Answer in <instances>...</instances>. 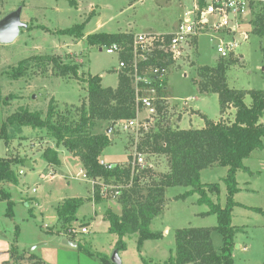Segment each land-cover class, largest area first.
Segmentation results:
<instances>
[{"label": "rangeland", "instance_id": "374dc122", "mask_svg": "<svg viewBox=\"0 0 264 264\" xmlns=\"http://www.w3.org/2000/svg\"><path fill=\"white\" fill-rule=\"evenodd\" d=\"M77 1L79 6L72 5L70 0H0V20L17 11L22 23L20 33L14 41L0 43V130L5 119L21 107L41 111L43 115L51 100L61 111L79 107L86 100L87 84L84 79L90 74L100 75L104 86L118 84V55L109 54L98 46L89 47L84 38L62 33L61 30L84 23V33L175 31L174 28L183 17V9L191 8L194 4V0ZM209 1L203 0V6ZM261 6L257 4L256 9L259 10ZM242 22L240 31L236 33L211 29L199 34L187 49V55L169 68L167 80L170 82L171 92L161 89L158 94L169 91L173 98L168 99L167 105H160L159 120L182 127L181 121L188 119L191 123L188 125V121H184V128L202 126V112L209 119L216 120L220 117L219 96L215 92H201L199 83L202 79L198 71L204 65H216L224 57L217 51L218 45L229 43L234 38L240 39V43L225 58L235 57L238 63L227 71L228 83L236 88L264 89V36L253 32L251 20ZM241 30L248 32L249 37L243 39ZM46 54L58 56L63 62L80 63L79 76H58L54 73L52 64L48 65L46 72H43L42 67L30 64L19 77L11 75L13 70L20 67L21 61ZM25 64L27 63H23ZM187 97L190 101L185 105L184 99ZM246 101L249 103L251 97L247 96ZM224 115L229 117V109ZM140 116L144 118L147 114L143 112ZM262 119L264 122V117ZM111 125V122H101L94 131L107 132ZM156 127L157 124H152L146 132L114 127L109 133L112 142L104 150L102 159L127 166L136 152L142 153L154 167L147 169L140 185L148 187L159 181L170 169L169 158L166 154L153 152L141 144L147 133ZM112 135L114 137L111 138ZM48 147L58 151L61 164H48L43 158ZM0 157L27 159L23 164L17 165V184L2 182V186L0 185V264L13 263L12 259L14 262L18 260L27 263L30 257L26 253H33L48 264H103L100 255L112 258L116 250L117 235L109 231L105 213L107 209L122 211L119 196L111 194L112 188H109V196H105L101 203H94L91 181L79 176V172L84 170L78 157L71 156L63 144L57 145L56 140L45 129L31 127L24 128L22 135L8 144L0 139ZM28 161L31 165H27ZM244 164L250 171H237V180L242 190L236 199L243 204L264 209V149H255L244 160ZM20 170L24 172L20 173ZM51 170L52 173L48 175ZM227 170V167L216 165L202 172L204 183L220 184L219 198L214 194L211 196L222 206L227 197L223 181ZM188 189L185 186L167 189L162 213L151 223L152 230L162 231L161 239L146 240L139 251L137 234L125 236L128 249L127 255L121 256L123 259L125 257L122 264H145L143 258L150 264H165L171 250L175 248V229L212 227L217 224L216 215L200 213L209 207L197 203L198 194L178 199ZM4 195L7 201L2 199ZM70 198L82 199V204L77 220L64 227L59 221L57 209L64 200ZM8 201L12 202L11 211ZM167 223L172 230L168 228L164 231ZM233 224L242 229L235 236V263L264 264V214L238 206L233 213ZM69 226L78 230L82 226L89 228L87 233L72 236L84 249L63 248L61 237ZM48 229L59 231V236L52 239L54 242L37 245L42 242L39 240L45 237ZM35 239L38 242L34 243ZM212 240L216 250H220L223 244L220 233L213 231ZM238 243L242 245L240 248ZM244 246L247 249H243ZM18 248L20 255L13 252ZM85 249L95 255H88ZM21 256L25 257L24 261Z\"/></svg>", "mask_w": 264, "mask_h": 264}, {"label": "trees", "instance_id": "16d2710c", "mask_svg": "<svg viewBox=\"0 0 264 264\" xmlns=\"http://www.w3.org/2000/svg\"><path fill=\"white\" fill-rule=\"evenodd\" d=\"M72 5L75 1L70 0ZM261 4L259 10L257 4ZM251 1L253 7L251 22L253 32L264 36V0ZM203 6V0H200ZM84 23H77L61 30L62 33L85 36ZM134 34L129 32L97 31L86 35V44L89 47L112 45L113 43H131ZM128 55L122 54L121 58ZM34 61V62H33ZM23 63H27L23 65ZM238 63L235 57H222L216 65H204L199 68L201 77L199 88L202 93L215 92L219 96L221 116L209 119L202 113L204 120L202 127L181 128L178 125L156 120V128L147 133L141 144L153 152L164 153L169 158L170 169L164 173L159 181L148 187L140 185L139 177H134V183L124 189L119 197L122 206L121 213L107 209L105 219L109 222V231L117 235L116 249H127L125 236L137 234V249L141 251L144 242L149 239H161L162 231H154L151 223L162 213L166 191L169 187H189L180 198H187L198 194L197 203L205 204L209 209L203 215H216L217 224L212 227H183L175 231V248L165 264H236L233 251L236 246L235 236L242 229L233 224V211L240 205L264 214L261 207L242 205L236 201L235 195L241 190L237 180V171H250L244 164L255 149H264V89H243L231 86L228 83L227 71ZM34 64L42 67L43 72L52 64L54 73L58 76L78 77L80 63L63 62L60 57L46 54L37 55L20 62V67L12 71L14 78L26 72ZM167 65L169 61L150 59L147 65ZM143 65V64H142ZM145 65V63H144ZM24 68V69H23ZM87 84L86 100L79 107L66 108L61 111L51 100L46 114L41 111H31L21 107L9 115L2 124L0 139L8 144L20 137L24 128L45 129L47 134L56 140L57 145L65 148L81 160L83 169L90 178H102L106 184H128L131 178V167L113 163L109 169L101 164L104 150L111 144L110 134L95 132L94 129L101 122H114L121 119L134 118L137 115L136 96L133 81L126 72H119L117 87L104 86L102 77L90 74L84 79ZM166 80L157 81L156 87L160 91L166 85ZM163 93H160L162 95ZM247 96L251 101H246ZM163 106L159 102V106ZM234 108V111L232 110ZM229 109V117L224 115ZM111 125V126H112ZM48 163L61 164L56 149L48 147L43 153ZM27 160V159H26ZM19 157H0V182L18 183L17 165L24 161ZM227 167L223 178L227 188L226 203L224 206L213 199L221 193L219 183H204L202 170L212 166ZM99 184L94 186V202L101 203L105 198ZM82 199L70 198L58 206V218L62 226L66 227L77 220V213ZM12 202L9 203L11 211ZM217 231L222 236V246L216 250L213 245L212 233ZM71 240H75L72 237ZM79 249H84L78 243ZM90 256L95 254L85 249ZM17 252V250L13 251ZM24 258L23 256H21ZM103 264H114L107 255L99 257ZM145 264L146 262L143 258ZM14 264H48L41 258L32 255L27 263L16 260Z\"/></svg>", "mask_w": 264, "mask_h": 264}, {"label": "built area", "instance_id": "2783aa9c", "mask_svg": "<svg viewBox=\"0 0 264 264\" xmlns=\"http://www.w3.org/2000/svg\"><path fill=\"white\" fill-rule=\"evenodd\" d=\"M251 1L258 0H210L206 6L200 5V0H194L191 8H186L183 12V17L172 32H141L135 33L131 43H113L112 45L100 46L101 50L109 54H116L119 57V72H126L132 79L137 105V115L130 119H121L114 122L115 127L130 129L136 132L148 131L154 120L160 116L159 102L163 106L168 103L170 97L158 94L156 87L157 81L165 80L169 73V68L177 64L178 60L184 58L192 41L197 36L208 30L227 31L228 33H236L240 31L243 25V20H251L253 7ZM206 3V2H205ZM257 4V3H256ZM249 19V20H248ZM240 34L243 39L249 37L248 32L241 30ZM240 43V39L234 38L229 43H220L217 51L224 57L229 56ZM125 54L128 57L121 58ZM155 58L157 61H169L167 65H147V62ZM145 63V65H144ZM143 64V65H142ZM185 76V75H184ZM166 89L165 87L162 88ZM165 91V90H164ZM185 105L189 104L190 98H185ZM146 112V117H141L140 114ZM101 164L111 169L114 164L100 160ZM122 166V165H121ZM131 167V178L128 184H106L102 178H90L86 172H80L79 176L90 180L95 186L101 185L102 194L109 196V188L111 194L119 196L124 189H128L134 183V177L138 176L141 181L147 169L153 168L154 164L147 162L142 153L136 152L133 159L127 164ZM24 171L21 170L20 173ZM89 228L82 226L80 230L74 226H69L66 233L69 236H75L79 233H87Z\"/></svg>", "mask_w": 264, "mask_h": 264}, {"label": "crops", "instance_id": "0c3cea01", "mask_svg": "<svg viewBox=\"0 0 264 264\" xmlns=\"http://www.w3.org/2000/svg\"><path fill=\"white\" fill-rule=\"evenodd\" d=\"M73 1H75V5L76 6H79V2L77 1V0H73ZM183 11H184V9H183ZM178 26V25H177ZM176 26V27H177ZM176 27L174 28V30L176 29ZM173 30H171V31H164V32H172ZM95 32H97V31H95ZM149 32H151V31H149ZM164 32H162V33H164ZM91 33V32H90ZM139 33H141V32H139ZM85 34V36L83 37L84 39H85V37H86V35L87 34H89V33H84ZM133 34H135V33H133ZM87 45V44H86ZM167 79H168V77H167ZM170 82H168V80H167V82H166V86H165V88H166V90H169V89H171L170 88V84H169ZM118 85V84H117ZM117 85L116 86H111V87H117ZM249 89V88H248ZM250 89H252V88H250ZM170 92H171V90H169ZM169 91H166L165 93H164V95L165 96H168V97H170V98H173V96L172 95H169ZM168 92V93H167ZM197 109V108H196ZM197 110H199V109H197ZM232 110H234V108L232 109ZM203 113V112H202ZM204 114V113H203ZM221 116V115H220ZM186 122V121H188V125L191 123L188 119H185V120H182L181 121V124H182V127L181 128H183V126H184V124H183V122ZM261 122H263V119H261ZM187 126V125H186ZM199 127H202V126H199ZM184 128H189V127H184ZM113 136V135H112ZM111 136V137H112ZM114 137V136H113ZM68 151V150H67ZM69 152V151H68ZM70 153V152H69ZM70 155L71 156H73V154L72 153H70ZM74 157V156H73ZM101 159H102V156H101ZM29 162V161H28ZM62 162V161H61ZM110 162V161H109ZM111 163H114V162H111ZM49 164V163H48ZM29 165H31V163L29 162ZM84 170V169H83ZM21 171V170H20ZM81 172V171H80ZM79 172V173H80ZM202 172H203V170H202ZM52 173V170H51V172H49V174L48 175H50ZM202 174V173H201ZM80 177H81V175H80ZM83 177V176H82ZM2 182H0V185L2 186ZM91 184H92V182H91ZM12 185H14V184H12ZM93 185V184H92ZM0 188H2V187H0ZM92 188V187H91ZM93 188H94V186H93ZM10 190V189H9ZM241 190H242V188H241ZM241 190L235 195V199H236V196L241 192ZM167 192V191H166ZM4 193V192H3ZM3 193H1V194H3ZM12 194V193H11ZM7 195V194H6ZM2 199L4 200V201H7L6 199H5V195L2 197ZM165 199H166V196H165ZM12 200H14V198L12 197ZM236 201L237 202H239L240 204H242V205H247V204H243V203H241L240 201H238L237 199H236ZM8 203H9V201H8ZM26 203V202H25ZM95 203V202H94ZM39 203H38V201H37V205H38ZM27 205H28V203H27ZM238 206H240V205H237V206H235V208L236 207H238ZM247 206H250V205H247ZM122 208V207H121ZM235 208H234V210H235ZM122 210V209H121ZM207 210H205L204 212H200V213H205ZM116 212V211H115ZM117 213H121V212H117ZM233 213H234V211H233ZM169 228V230L171 229L172 230V227L169 225V223H167V226H166V228L164 229V231L166 230V229H168ZM175 231H176V229H175ZM174 231V232H175ZM242 231V230H241ZM59 234V231H56L55 229H48V230H46V235H45V237L44 238H42L41 240H39V241H42V242H39L37 245H42V244H48L49 242H54V241H52V239L53 238H57V236H59L58 235ZM164 236H165V234H164ZM62 241L64 240V239H70L71 240V238H72V236H69V235H67V233L65 232V234H63L62 235ZM235 240H236V238H235ZM35 242H38V240L37 239H35V241H34V243ZM237 242V241H236ZM63 244H64V247L63 248H68V247H73V246H70V245H67L66 243H64L63 242ZM37 245H35V246H37ZM115 245V244H114ZM247 245V244H246ZM242 245H241V243L239 244L238 243V247L240 248ZM77 248H78V245L76 246ZM127 249H128V244H127ZM127 249L126 250H123V251H119V255H120V257L121 256H125V255H127L126 253H127ZM243 249H247L245 246H244V248ZM235 250V249H234ZM17 255L19 254V248L17 249ZM27 255L26 256H29V257H31L32 255H35V254H33V253H26ZM20 255V254H19ZM36 256V255H35ZM233 257H234V251H233ZM121 259H122V263L124 262V260H125V257H124V259L121 257ZM25 260V257H24V259H23V261ZM234 260H235V258H234ZM12 262L13 263H9V264H14V261H13V259H12Z\"/></svg>", "mask_w": 264, "mask_h": 264}, {"label": "water", "instance_id": "95a60500", "mask_svg": "<svg viewBox=\"0 0 264 264\" xmlns=\"http://www.w3.org/2000/svg\"><path fill=\"white\" fill-rule=\"evenodd\" d=\"M21 27L22 23L20 22V15L17 11L10 13L5 18L0 20V43H8L14 41L15 38L19 35ZM114 127V124L109 127L107 129V133L109 134ZM27 165H29V162H27ZM63 242L73 247H76L78 245L77 241L70 239H64ZM111 260L115 264H122V259L117 249L114 251Z\"/></svg>", "mask_w": 264, "mask_h": 264}]
</instances>
